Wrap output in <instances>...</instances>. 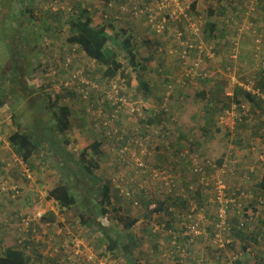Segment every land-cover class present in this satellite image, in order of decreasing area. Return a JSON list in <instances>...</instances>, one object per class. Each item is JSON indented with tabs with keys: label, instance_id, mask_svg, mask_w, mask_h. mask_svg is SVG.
<instances>
[{
	"label": "rangeland",
	"instance_id": "1",
	"mask_svg": "<svg viewBox=\"0 0 264 264\" xmlns=\"http://www.w3.org/2000/svg\"><path fill=\"white\" fill-rule=\"evenodd\" d=\"M77 1L94 13L95 25H108L109 22L102 18L103 14H100L105 13V0H84L83 2L80 0H0V100L4 102L3 106H0V137L2 139L0 186L4 183L17 184L22 189L21 197L17 200H10L4 195L0 197V240L12 246L15 245L17 239L31 240L34 238L35 244L27 250L33 264H66L68 260L74 264H126L129 259L133 264H182L180 258L168 254L170 234H166L178 231L179 215L188 214L191 205L196 204L203 209L201 208L203 197L197 199L195 197L194 200L192 197H187L190 195L186 193V197H180L175 202L170 201L163 207L162 212L154 213L149 207L144 206L147 200L139 191L135 192L137 198L135 197L133 202H138V205H135L132 201L120 197L114 189L112 206L109 208L110 213L103 216L100 214V186L96 184L95 189L92 190L90 185L93 181H86L81 170L83 165L81 154L83 150L89 149L87 158L92 159L99 166L94 170L96 177L101 178L103 182L110 181L118 147L112 144V140H105L92 127L95 122L97 124L93 116L95 109H91L92 112L88 113L89 105L83 103L80 97L72 98L65 96L66 94L62 92L63 84L68 81L71 72L66 68L65 63L72 64L76 70L87 71L95 79L102 80L103 77V70L95 61L87 57L78 46H71L67 43L68 27L65 14L69 13L63 12L64 15L60 17L52 15L55 14L54 11L60 9L68 11L69 8H74ZM123 1L126 0L120 1L115 11H112V8L108 9L112 15L109 17L115 19L112 22L113 29H109L110 32L115 34L124 29L132 36H139L141 41H148L147 46L143 43L139 44L138 60L143 62L146 58L151 59L152 69L159 76L166 77V82L175 86L174 91L184 86L182 95L175 102H167L169 109H173L169 113L175 118L174 123L168 124L167 130L152 128L151 131V135L155 137L165 134L172 143L171 150L162 146L154 150L153 146H150L149 151L155 153L149 165L156 168L153 166L156 157L162 161V157L165 156L167 158L175 156L174 154L180 156L188 151L189 144L196 142L200 153L207 155L215 162L219 160L233 162V166L236 162L238 166L244 159L249 160L245 155L252 153L253 148H257L256 157L258 159L254 158L257 159L254 166L258 169L257 165H260L261 171L264 172L262 168L264 141L259 142L257 139H260V136L257 138L255 135L259 132V125L262 126L264 123V104L260 102L258 103L260 107L253 109L252 102L244 94L239 95V99L245 106V112L249 111L248 123L251 126L255 123L256 130H248L244 127L245 125L237 127L233 119L223 122L219 118L221 113L218 112V109L224 105L226 109L231 107L232 98L228 97L227 93L236 90L232 78L244 85L256 81V85L259 86V73L264 72V0H182L181 8L184 9L182 21L177 22V25H173L164 34L167 39L154 37L153 40L145 34L147 30L144 32L136 30L137 24H140L138 22H142L143 17L125 16L119 13L117 8L123 5ZM157 1L150 0V4H156ZM194 2L198 3L196 11L191 9ZM53 4L56 5L52 6ZM224 9H226L225 14ZM209 10L215 13L214 16L210 17ZM22 21L23 24L19 27ZM188 21L202 30L205 36L203 43L214 52L211 60L203 62V67L210 78L204 81L205 83L190 80L188 84H185L179 75V79L176 80L169 78L181 71L180 63L176 64L172 61L173 56L169 53L175 49V46L170 44L165 51L163 45L167 41L175 43L174 33L179 29H185ZM210 23L215 25V32L211 36L208 32ZM61 24L62 29L56 32L55 28L60 27ZM236 24L245 28L243 35H239ZM49 26L54 29L47 30ZM10 27L18 28V31L11 33ZM12 34H15L14 37ZM9 35L17 39V46H21L19 49L14 47L18 57L13 65L8 48L11 43ZM26 38L30 40L28 47L25 46L26 42L23 40ZM155 41H159L158 50H155L157 46L152 44ZM35 44L38 48L33 52L31 47ZM20 55H26L29 62L24 64L26 61ZM154 59L167 61L163 63ZM121 60L128 63L124 54ZM131 71V68H127L125 74ZM134 81L137 85L138 80L134 75L128 77L127 92L131 93L128 87L129 83L133 86ZM161 87L162 84L159 87L160 90H162ZM57 94H62L63 99L57 107L52 108L49 97ZM155 98L157 96L154 95L149 98L152 102H149L151 106H154L153 99ZM216 99L220 103H217ZM149 104H146L148 108ZM60 106H68L72 110L71 127L62 134L57 129L58 121L54 116V112L58 113ZM243 112L244 109H238L237 115ZM123 120L125 132L130 133L139 126L138 119L132 115L125 116ZM260 128L262 130L263 127ZM17 131L32 134L33 138L41 135L47 139H59L60 145L55 147L51 142L44 144L42 139L41 151L33 155L27 166L10 144V137ZM251 139H253V144L249 141ZM95 141L102 143L101 156H97L90 149V145ZM176 158L177 168L182 172L178 179L181 181L178 186L181 188L194 187L197 181L191 175L189 164ZM169 159L170 165L165 163L163 166L172 168L175 161L173 158ZM26 168L33 177L30 181L23 175ZM237 168L235 166L228 168V172L222 177H226L228 181L232 179L238 186L240 184L238 176L243 174L241 169ZM232 170L237 175L227 177ZM249 170L246 168L244 174ZM125 176L127 177V172ZM234 176L236 178H233ZM61 183L68 184L78 200V203L70 209H62L57 202L47 198L48 192ZM150 184L154 196L153 201L161 202V197L164 195L162 185L156 182H150ZM125 188L128 187L125 185ZM87 190H90L91 194ZM185 199H188V202H185ZM7 210L16 212L18 218L10 217ZM213 212L211 208L205 211L204 227L208 234L212 232ZM49 214L56 216L53 224L42 222L40 218V215L47 217ZM261 214L264 217L263 209ZM84 215H92L98 222L113 230L107 235L97 226L93 228L85 226L81 221ZM21 217L29 219L27 229L32 230L31 238L28 236L27 229L26 233L20 230L22 229ZM125 218L137 219L138 223L131 230L125 231L120 224V220ZM252 228L250 226L246 229V234L253 233ZM113 240L117 242V246L111 248ZM238 241L242 242V245H237L234 250L244 252L245 241ZM161 243L165 245L162 246ZM251 243L248 245L250 252H247L244 257L245 260L247 259L246 263H253L261 258L263 261H260V264H264V240L259 244ZM40 255L42 258H39ZM214 257L215 249L211 242L197 240L193 249L191 247L188 255L182 259L184 264H197L201 259L208 260V264H215ZM241 263L244 261L242 260Z\"/></svg>",
	"mask_w": 264,
	"mask_h": 264
},
{
	"label": "trees",
	"instance_id": "2",
	"mask_svg": "<svg viewBox=\"0 0 264 264\" xmlns=\"http://www.w3.org/2000/svg\"><path fill=\"white\" fill-rule=\"evenodd\" d=\"M80 1L83 2L84 0H80ZM120 1H122V0H105V4H106V6H104V7H106L105 13L103 12L100 14H103L102 18L106 19L109 23L107 22L108 25H103V26L95 25L94 13H92L89 9L85 8L83 6L84 4L82 5L78 1L76 2L74 8H69L68 11H64V10L60 9L58 11H54L55 14H52L55 17H60L61 15H64L63 12L70 14V15L65 14V15H67V18L65 21H66V25L68 27L67 43L71 46H78L79 48H81V50L85 53V55L87 57L91 58L93 61H95L96 64H98V66H100L103 70L102 80H98V79H95L93 76L89 75L87 73V71L76 70L75 68H73L72 64L65 63L64 65L66 66V68L69 71H71L69 74V78L67 79L68 80L67 82H70V84L69 85L63 84L64 88H63L62 92H63V94H66L65 96H71L72 98L80 97V99L83 103L89 105V107L87 109L88 113L92 112L91 109L96 110L95 114L93 116L96 118L97 124L95 122L94 124H92V127L94 129H96L97 133L101 134V136L105 140H107V139L112 140L113 141L112 144L114 143L113 145H116L118 147V149L116 150L118 152H120V150H119L120 148L122 149L127 145V143H126L127 140L116 141L115 137H110L106 134V132L109 130V126L105 125L106 120L102 118V116L100 115V112L106 116H109V117L117 116V118L115 120L116 125L121 129V131H124V133L127 134L126 135L127 139L130 138L129 134H132L134 131L135 132L139 131V136H141V137H147V136L151 135L152 128H162L164 130H167L168 124H170L171 122L174 123L173 120L175 118H173V116L169 113V111H171L173 109H169V107H168L169 104L167 102L168 101L169 102L170 101L175 102L177 100L176 93H178L181 96L182 91L184 89L183 85L180 86V89L178 91H176V90L173 91V89H172L171 94L167 96L168 86L172 85V83H167V87L165 88L164 94L153 99L155 101L154 106H151L149 104V102L152 103L150 101L151 99H149L151 97L150 83L145 82L139 73L141 71H145L147 69L146 67L149 65L148 61H150V59L146 58L143 62H140L138 60V53H139L138 46H140L139 44H142V43L146 44L149 42L145 41V40L141 41V38L139 36H137V35L132 36L129 31H126L124 29H121L120 31L115 32V34L110 33V30H109V29H113L114 26L112 25V22H114L115 19H114V17H109V15H111V12L108 11V9L112 8V11H115L116 6L118 5V3ZM158 1H160V0H158ZM144 4L153 6L154 9L157 10V4H155V3L150 4V0H138V1L126 0V1H123V5L118 7L117 10L120 11L119 13L121 15L132 16L131 13H132L133 9L137 6L138 7L139 6L144 7ZM55 5L56 4H53L52 6H55ZM197 5H198V3L194 2L191 5V9L193 11H196ZM126 7H128L129 12H128V10L125 11ZM27 12H30V11H27ZM225 13H226V9H224V14ZM22 14H25V12H22ZM214 14L215 13L213 11L209 10L210 17L214 16ZM182 15L180 16V18L177 21L173 20L172 15L169 16V19L171 21H170L168 29L166 30L165 33H167V31L173 25H177V22L179 23L180 21H182ZM115 18H118V17L115 16ZM142 19H145V23L147 24V26L149 28L148 30L151 32V34H154L156 36L157 34L152 30V28L148 24V19L146 17H143ZM142 22L144 23V20H142ZM22 24H23V21L21 22L19 27H21ZM189 26H190V22L188 21L187 27L185 29H179L174 33L173 40L175 39V43L173 41H167L163 45V48L165 51L167 50V48L170 44H173L175 46V49H172V50L177 49L176 54H171L173 56L172 60L175 61L176 64L180 63V69H181L180 76L182 77V81L185 84H188L190 79L186 78L183 75V69H182V61L183 60H182V57L180 54L182 48L179 46L178 34L179 33L182 34L181 40L188 42L190 45H193L194 47L199 46L200 41L205 39L203 32L200 34L199 37H197L196 35H193L192 32H190L188 30ZM236 26H237V30L239 32V30L242 28V26H239L238 24H236ZM48 29L51 31L54 28L49 26L47 28V30ZM61 29H62V24L60 25V27H56L55 31L59 32ZM17 31H18V28L10 27L11 33H16ZM208 32H209L210 36L215 32V25L214 24H212V23L208 24ZM12 35L14 37L15 34H12ZM10 36L11 35H9V37ZM157 36H159V35H157ZM13 37H10L11 43L8 47L9 53H10V59L12 61V65L14 64L16 57H18V54H17V52H15L14 47H17V49L21 48L20 45L17 46V44H18L16 42L17 39H15ZM160 37H165V39H167V37L164 34L160 35ZM23 40H24V42H26V43H24L26 47L30 46V40L29 39L26 38ZM156 46H157L156 50H158V48H159L158 42H156ZM37 48L38 47L36 44L31 47L33 52L36 51ZM192 50L194 51L195 49H192ZM171 51L169 53H171ZM121 52H122V54H120ZM123 54H124V58H126L128 60L127 64L121 60V56ZM194 55H193V57H194ZM21 57L26 61V62L23 61L24 64H27L29 62V58L26 55L21 56ZM202 60H203V62H204V60H206V62H208L209 60H211V58L204 56L202 58ZM127 68H131L132 71L126 75L125 71ZM203 69L205 70L204 72L207 73V70L204 67H203ZM77 71H82L83 75H85V77L89 81L94 83L95 87L80 85L78 79L75 78ZM157 72L159 73V71H157ZM133 75L135 76V79L138 80L136 86H138L139 92L133 91L134 86H132L129 83L128 89L131 90V93H129L126 91V84L128 83V77H132ZM259 76H260V80H258V85H259L258 87L260 88L261 93L264 94V72L260 73ZM207 79H210V78L207 77L204 79L202 77H198L196 80H198L202 83H205L204 81H207ZM115 86L117 87L116 88L117 93H114V91H113ZM174 89H175V86H174ZM86 93H87L88 97L85 99L84 95ZM240 93L244 94L245 97L252 102L253 109L260 107V104H258L260 102L264 104L263 98L254 95L253 92H246L245 90L241 89L240 87H236V90L234 92V96L231 97L232 98L231 101H232V104L233 103L238 104L239 108L241 110H242L243 104H242L241 100L239 99ZM138 94L141 97L138 96ZM109 95H114V97H116L117 99L118 98L128 99V101L130 103L134 104V108H136V109L144 106L147 103L149 104L150 107L148 109L142 108V110L140 111L141 113L138 111H135L134 113H132L133 114L132 117H135L139 121V126L136 127L132 132H130V133L125 132V129L123 127V122H124L123 118L125 116H129V114H126V113H130L132 107L131 106L130 107L124 106L119 111V113H116L117 107L114 105L115 99L111 100L109 98ZM203 97H204V92H203ZM49 99L51 101V107L55 108L60 104V101L63 99V95L62 94L51 95L49 97ZM216 102L220 103L219 101H217V99H216ZM3 104H4V102L2 100H0V106H3ZM224 106L222 108L218 109L219 110L218 112L221 113L220 117L227 110L226 107H224ZM58 110H59L58 113L54 112V116L56 117V119L58 121L57 129L62 134L64 132H67L71 127L70 117L72 115V110L68 106H60L58 108ZM115 113H116V115H114ZM248 116H249V111L247 113L243 112V114L239 115V118L236 119L237 127L238 126L241 127L242 125H245L244 127H246V129H248V130H250V129L256 130V126L249 125ZM94 117H92V118L94 119ZM141 124H142V127H141ZM255 130H253V131L255 132ZM238 139H237V141H238ZM9 140H10V144H11L12 148L16 149L17 153L21 156L23 161L26 162V164L29 163V161L32 159L33 155L36 152L41 151V149H42L41 140L43 141L44 144L51 142L53 145H55V147H58L60 145L59 139H55V138L47 139V138H45V136H41V135H38L37 137L33 138L32 134L22 133L19 131L14 133L10 137ZM237 141L234 140L235 143H237ZM249 141H251V143H252L253 139H251ZM238 143L240 144V142H238ZM191 145L194 148H196L197 151L199 150V148H198L199 146L196 142L192 143ZM101 147H102V143L98 142V141H95L92 145H90V149L97 156L102 155ZM132 147H136L135 143H132ZM118 152H117V155H118ZM160 152H161V150H160ZM154 153H152V156ZM88 154H89V149L83 150V152L81 154L82 159H83V165L81 167V170L83 171V173L85 175L86 181H91V182L93 181L92 182L93 184L90 185L92 190L95 189L96 184L100 186V190H99L100 202H101L100 203L101 204L100 214L103 216H106L110 213L109 208L112 206L113 190L114 189L116 190V192L118 193V195L120 197H123L126 199H128V198L126 196H121L122 195L121 191L119 189L115 188V185L113 184L112 180H110V181L108 180L107 182H103L101 178L96 177L94 170L98 169L99 166L92 159L87 158ZM200 154L203 157L205 156L202 153H200ZM117 155L115 156L113 166H117L118 162L120 161L119 157ZM174 155L175 156L168 157V159L169 158L174 159V161H175V163L173 165L174 167H172L170 169H172L173 173L176 175V177H178L177 172H176V169H178L177 168L178 163H176V162L178 160L176 157L182 159V161L184 163H187V162L183 159H188V158L187 157L185 158L181 155L178 156V154H174ZM151 157L148 159L147 165H148V162L153 159ZM169 161H170V159H169ZM169 161L166 162V165H170ZM217 163H218V166L220 168L223 167L224 164H226V166H225V167H227L226 171L228 168H234L232 162L223 163V160H221V161L219 160ZM153 164H154L153 166L156 167V168H154V167L153 168L158 169V168H161L162 167L161 165H164L165 163L157 162V157H156V160H155V162H153ZM239 164L242 165V163H239ZM27 166H28V164H27ZM235 167L237 169L238 166H235ZM249 169L250 170L244 174L245 176L244 175L238 176L240 179V184L238 186H237V184H236V186L230 184L228 179H226V177H225L226 184H227L226 197H227V199L234 201V202H230L228 205H225L228 223L231 226L229 238H231L233 240V242L231 244L232 246H230V245H229L230 247L228 246L229 248H228V251H227L226 255L224 256V258L219 260L220 262H222V264H260V261H263V259L258 258V260H257L258 262L254 261L253 263H249V262L246 263L247 259L245 260V258H244L246 256L247 252H250V248L248 247V245L252 244L251 242H254L255 244H259L262 242V240H264V228H263L264 217L261 214L262 209L264 210V174H263L262 179L259 181V184L252 186V184H251L252 175L253 176L257 175V169L254 167L253 172H251V168H249ZM116 170H117V168H116ZM233 170L228 174L227 177L233 176L235 174L233 172ZM255 170H256V172H255ZM135 171H140V169L135 168V166L124 167L123 174L125 175V173L127 172V177L125 176V178L127 180H130L132 178H136V180H137L135 182V184L129 185L130 191L134 192V195H133L134 199H135L136 194H137L135 192H138V191L146 199L145 195L143 194L144 191L141 189L139 190L138 187L142 186L143 182H148L150 184V182H152L151 177L150 176L137 175ZM191 175H192V173H191ZM24 177H25V175H24ZM192 177H193V175H192ZM179 178L180 177H178V179ZM193 178H195V177H193ZM27 180L30 181L32 179H27ZM178 182L180 183L181 181L178 180ZM12 185H16L18 187L19 194H18V197L15 199V200H17L19 197H21V190L22 189L17 184H12ZM150 186H151V184H150ZM185 188H186L185 190H186L187 194L190 195L187 197H192L194 200H195V197H196V199L198 197L199 198L203 197V199H201L203 207H201V208L204 209V215L206 214L205 213L206 210H208L209 208L213 209L214 210V212H213V214H214L213 223L216 222V211L218 210L219 205L217 202H214V203L210 202V200L213 196L215 198V192H214L213 188L209 189L208 190L209 192L207 191L206 193H202L200 191L201 187L198 185L194 186V189H197V191H190L188 186H186ZM87 192H89V194H91L90 190H87ZM207 193H209V195H211V196H209ZM205 195H206V199H204ZM47 198H48V200H54L55 202H57L62 209H70L78 203L76 196L71 192L70 186L66 183H61V184L57 185L56 187H54L52 190H50L48 192ZM179 198L180 197H178L177 199H179ZM177 199H175L172 196H168L165 201H161V202L159 201V203H157L158 208L152 212H154V213L162 212L164 210L163 207H165L166 204H168L170 201L175 202ZM10 200H12V199L10 198ZM129 201H131V200H129ZM184 201L188 202V199H185ZM153 202H154L153 200H151L149 202L147 200V202L144 203V206H146L148 208ZM199 204H200V202H199ZM168 209L170 211L172 210V208H168ZM166 211L169 214V211L167 209H166ZM6 212H7V214H11L10 217L16 216L18 218L17 213L16 212L13 213V210L10 212L7 210ZM182 216H184V215H182ZM21 219H24V218L21 217ZM21 219H20V222H21L20 226H22V229H20V230H24L23 232L26 233L25 230L29 227V222H28V225L26 226L23 223V220H21ZM24 220L29 221L28 218L24 219ZM41 220H42V222L53 224V222L56 221V216L54 214H49V216H47V217H45L43 215ZM180 220L181 219H179V222H180ZM81 221L84 223L85 226H87L89 228H91V227L93 228V227L97 226L101 232H104L107 235L113 230L111 227H105L101 222H98L96 218H93L92 215L91 216L84 215L83 217H81ZM137 223H138L137 219L130 220L128 218H125V219L120 220V224H122L125 231L131 230ZM251 223H254V224H251ZM211 226H212L211 227L212 228L211 234H208L206 232L205 227H203L206 234L209 236L210 241L212 240V238L214 236V232H216L215 231V224H212ZM250 226H251V228L253 227L252 230L254 229V231H252L253 233H249V234L247 233L246 234V232H247L246 229L250 228ZM180 228L181 227L177 228V230H181ZM27 231L29 232L28 236H30V238H31L32 237V235H31L32 230L27 229ZM20 240H18V239L15 240V245H12V246H8L5 244L4 240H0V244H1L0 245V249H1L0 250V264H33V260L27 254V250L31 245L35 244L34 238L33 239L31 238V240H23V239L21 241ZM238 240H244L245 241L244 245H243L244 252L234 250L235 248H237L236 247L237 245H242V242H240ZM19 241L21 243H19ZM116 246H117V242H115L113 240V245L111 246V248H114ZM36 249H37V246H36ZM234 255H238V259L236 261L232 262V257ZM39 258H42V256L40 255ZM242 260L244 261V263H241ZM214 261H215V264H221V263L217 262L216 257H214ZM68 262H69V260H68ZM68 262H66V264H68ZM45 264H49V263H45ZM126 264H133V262H132V260L129 259V261Z\"/></svg>",
	"mask_w": 264,
	"mask_h": 264
},
{
	"label": "built area",
	"instance_id": "3",
	"mask_svg": "<svg viewBox=\"0 0 264 264\" xmlns=\"http://www.w3.org/2000/svg\"><path fill=\"white\" fill-rule=\"evenodd\" d=\"M138 1V0H133ZM181 0H160L157 1V10L154 9L153 6L144 4V7L137 6L133 9L132 15L136 17H146L148 19V24L152 28V30L157 35H163L165 34L166 30L168 29V26L170 24L169 16H173V20L177 21L180 16L183 14L184 9L181 8ZM128 10V7L125 8V11ZM129 12V10H128ZM127 12V13H128ZM190 32H192L193 35H196L197 37L200 36L202 33V30H200L199 27L196 25L190 23V26L188 28ZM240 33L245 32V28L242 26V28L239 30ZM182 34H178V40H179V46L182 48L180 54L182 57V69H183V75L186 78H189L190 80H196L198 77L207 78L209 77L208 72L205 73L203 69V60L202 58L209 57L213 58L214 52L213 49L208 48L205 43L200 41L199 46L194 47L193 45H190L188 42L181 40ZM192 49H195L194 51ZM176 50H172L171 54H176ZM191 54V55H190ZM195 54V55H194ZM194 55V57H193ZM260 74V73H259ZM75 78L78 79L80 85L89 86V87H95L94 83L89 81L85 75H83L82 71H77ZM258 80H260V76L258 77ZM232 82L237 87L239 86L241 89L245 90L246 92H253L254 95L263 98L264 100V94L261 93L260 88L256 85V81L250 82L248 85H244L239 83L236 79L232 78ZM70 82L64 83V85H69ZM116 86L114 87V93H117ZM174 91V85L168 86L167 96L171 94V91ZM81 90V89H80ZM170 90V91H169ZM228 97L234 96V91L227 93ZM87 93L84 95V98L86 99ZM109 98L111 100L115 99L114 105L117 107L116 113H119V111L124 107H132L130 113H126L129 115H133L135 111L140 112L142 108L148 109L146 104L142 107H139L138 109L134 108V104L130 103L128 99L124 98H116L114 95H109ZM141 108V109H140ZM239 105L236 103H233L229 109H227L224 114L220 117V119L223 122H227L233 119L234 123L236 122V119L239 118L238 113ZM242 109H244L245 112V106L243 105ZM116 113L114 115H116ZM141 113V112H140ZM100 115L103 119L106 120L105 125L109 126V130L106 132V134L110 137H115L116 141H124L127 140V145L124 148H120V152H118L119 162L117 166H114L113 168V176L111 178L113 184L115 185V188L119 189L121 191V196H126L129 200L133 202L134 192L130 191V184H135L137 181L136 178H132L130 180H127L125 178V175L123 174L124 167H131L135 166V168H139L140 171H135L137 175L142 176H150L152 182H156L162 185L163 187V197H161V201H165L168 196H172L175 199L178 197H186V188L185 187H179L178 186V177L173 173L172 169L168 168L167 166H163L158 169H154L149 165H147L148 159L152 156V152L149 151V147L153 146L154 150H157L160 146L167 150H171V141L170 139L164 134V135H158L157 137L150 135L147 137H141L139 136V131H134L130 135V138L127 139L124 131H121V129L116 125V118L117 116L109 117L100 112ZM118 121V120H117ZM232 123V124H234ZM228 124V123H227ZM236 124V123H235ZM234 124V125H235ZM1 137H0V144H1ZM132 143H135L136 147H132ZM183 157H187L188 159L185 160L189 165L191 169V173L194 179L197 181L196 185L200 186V191L202 193H206L209 189L214 190L215 192V198L214 196L211 198L210 202H217L219 207L216 211V222L215 224V231L214 236L212 240L210 241L213 248L215 249V257L217 259V262L221 263L219 260L224 258L226 255L228 248L232 246L233 240L229 238V234L231 231V226L228 223L227 213L225 209V205H228L230 202H234L233 200L227 199L226 197V189L227 184L225 178L222 176L228 172V169L226 171V164H224L223 167H219L218 163L212 160L210 157L205 155L204 157L201 156L200 150L197 151L196 148H194L191 144H189V149L184 154H181ZM117 168V170H116ZM254 171V168H251V172ZM25 177L27 179H32V174L30 171L26 168L23 171ZM125 185L128 188H125ZM141 190L144 191V195L148 201L153 200L154 196L152 194L151 186L148 182H143L142 186H139ZM190 191H197V189H194L193 186L188 187ZM1 192L2 193H10L13 198H17L19 194L18 187L16 185L8 186L7 183L2 184L1 186ZM133 204L138 205V202H133ZM158 208V204L154 201L150 206V211H154ZM43 216L40 215V218ZM180 229L177 232L173 233H167L166 235L170 234V244H168V254L173 256H178L181 259V263L183 262L182 258H185L191 247H193L197 240L202 237L204 234H206L204 227V220L205 215L203 213V209H200L198 205L193 204L191 205L188 214L185 216L180 215ZM23 220V223L27 226L28 220ZM187 221V222H186ZM157 231H161V229H157ZM207 235V234H206ZM162 246L165 245V243H161ZM230 245V246H229ZM229 246V247H228ZM238 259V255H234L232 257V262L236 261ZM208 260L205 261V259H201L197 262V264H207ZM68 264H74L72 262H68Z\"/></svg>",
	"mask_w": 264,
	"mask_h": 264
},
{
	"label": "crops",
	"instance_id": "4",
	"mask_svg": "<svg viewBox=\"0 0 264 264\" xmlns=\"http://www.w3.org/2000/svg\"><path fill=\"white\" fill-rule=\"evenodd\" d=\"M142 20H144V23L143 22H138V23H140V24H137V29L136 30H138L137 32H140V31H145V30H147V32H145V34L146 35H148L149 36V38L151 39V40H153L154 39V37H160V36H155L154 34H151L150 33V31L148 30L149 28H148V26H147V24L145 23V19H141V21ZM96 22V19H94V23ZM111 33V32H110ZM160 40V39H159ZM156 42H159V41H155L154 43H152L153 45H156ZM147 45H149V43H146V46ZM155 50H156V48H155ZM168 58V57H167ZM166 58V59H167ZM154 60H156V61H160V62H166L167 60H165V59H154ZM148 61V60H147ZM173 61V60H172ZM175 62V61H174ZM148 63H149V65L146 67L147 69L145 70V71H141L139 74H140V76L143 78V80L145 81V82H148V83H150V89H151V95H154V96H157L158 97V95L159 94H164V91H165V88L167 87V83L168 82H166L167 81V78L165 77H161V76H159V74H157V73H155V71H154V69H152V62H151V59H150V61H148ZM176 73V72H175ZM180 74H181V71H179V73L176 75V76H173V77H169V78H173V79H177L178 78V75L180 76ZM174 75V74H173ZM180 78H181V76H180ZM179 79V78H178ZM161 84H162V87H161V89L162 90H160L159 89V87L161 86ZM133 86H134V89H133V91H137V92H139V88H138V86H136V82L134 81V84H133ZM184 90V89H183ZM161 94V95H162ZM176 97H177V99H178V97H180V95L177 93L176 94ZM181 98H183V97H181ZM150 107V106H149ZM176 107V106H175ZM204 111V110H203ZM260 122H258V124H259ZM255 123H253V125H254ZM255 126V125H254ZM260 127H263L262 128V130H261V128ZM263 132H264V123H263V125L261 126V125H259V132L257 133V138H259V136H260V139H257L259 142H263L264 141V134H263ZM256 135V134H255ZM256 139V138H255ZM252 144H253V142H252ZM256 151H257V148H253L252 149V153H249V154H246L245 155V157L247 158V159H249V160H246V159H244L241 163H242V165L240 164H238V167L241 169V173L244 175V171H245V169L247 168V169H249L251 166L254 168L255 166L254 165H256V161H257V153H256ZM255 152V153H254ZM263 153H264V148H263ZM241 154V153H240ZM242 155V154H241ZM165 156V155H164ZM234 158V157H233ZM254 158H257V159H254ZM229 159H230V157H229ZM227 160H228V157H227ZM167 161H169V159L165 156V157H162V161L160 160L159 161V158L157 157V162H159V163H166ZM221 161V160H220ZM238 161H240V160H238ZM262 161H264V156H262ZM154 162V161H153ZM225 162H227V161H223V163H225ZM233 163V162H232ZM237 163L238 162H236L235 164H234V166H237ZM262 165H263V163H262ZM257 167H258V169H257V175H255V176H253L252 175V181H251V184H252V186H255V185H257V184H259V181L262 179V177H263V174H264V172L263 171H261V168H260V165H257ZM263 168V167H262ZM238 169V168H237ZM264 169V168H263ZM176 172H177V175H178V177H181V175H182V172L181 171H179L178 169H176ZM255 172H256V170H255ZM254 172V173H255ZM235 175H237V174H235ZM242 176V175H241ZM245 176V175H244ZM233 178H236V176H234ZM238 179H239V177H238ZM229 183L230 184H234L235 186H236V184H235V182L231 179V180H229ZM237 183V182H236ZM11 215V214H10ZM13 215V214H12ZM178 228V227H177ZM199 241H210V239H209V236L208 235H206V234H204L202 237H200L199 239H198ZM196 245V244H195ZM194 245V246H195ZM193 246V247H194ZM193 247H192V249H193ZM178 257V256H177ZM179 258V257H178ZM182 264H184V262H182Z\"/></svg>",
	"mask_w": 264,
	"mask_h": 264
},
{
	"label": "clouds",
	"instance_id": "5",
	"mask_svg": "<svg viewBox=\"0 0 264 264\" xmlns=\"http://www.w3.org/2000/svg\"><path fill=\"white\" fill-rule=\"evenodd\" d=\"M243 34H244V33H240L239 35H243ZM263 166H264V165H263ZM250 168H253V167L251 166ZM8 186H12V184H8ZM3 195H4L5 197L9 198V199H10V198L13 199V200L16 199V198H13L12 195H11L10 193H2V192H1V186H0V197L3 196Z\"/></svg>",
	"mask_w": 264,
	"mask_h": 264
}]
</instances>
